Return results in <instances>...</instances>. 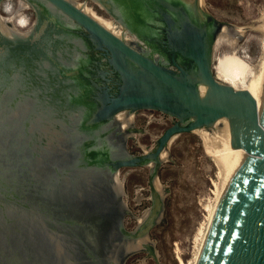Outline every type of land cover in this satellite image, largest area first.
<instances>
[{"label": "water", "instance_id": "1", "mask_svg": "<svg viewBox=\"0 0 264 264\" xmlns=\"http://www.w3.org/2000/svg\"><path fill=\"white\" fill-rule=\"evenodd\" d=\"M134 1L137 0H115L129 27L117 21L121 36L118 38L68 0H0V264H94L91 255L80 245V241L84 246L88 244L92 230L85 226L84 218L75 219V204L66 207L68 219L60 236L52 229L45 234L34 217L32 221L36 223L16 217L10 207L13 195H25L28 191L27 178L20 179L19 173L25 171L20 153L30 151V143L25 135L27 129L22 126L25 118L14 121L9 106L14 103V97L18 98L16 104H20L25 95H35L36 91V87L28 89L24 84L14 90L13 83H24L29 78L28 71L36 73L39 66L46 64L32 65V62L42 57L48 43L57 47L69 37L70 30L61 16L66 24L71 25L69 19L80 27V35L95 44L94 50L109 55L108 62L122 83L117 95L107 94L106 88L103 99L94 100L100 108L87 125L110 121L121 111L117 119L122 122V129H129V135L133 136L143 130L130 129L132 111L154 110L176 119L157 139L150 154L104 164L114 173L111 172L115 190H120L117 175L121 168H135L145 161H153L155 176H151L154 188L151 211L142 217H133L121 205V222L127 214V218L138 220V227L135 233H123L121 227L119 249L117 252L111 249L101 264H124L127 256L138 251L147 252L158 263L159 255L147 232L163 221V200L170 191L160 183L157 169L165 160L173 162L169 153L172 140L192 132L201 138L203 151L208 156L207 148L214 153L235 148L244 151L215 213L197 264H264V65L253 88V97L244 88L213 76L220 47L237 50L248 32L264 34V16L243 25H231L206 13L208 20L216 23L215 30L210 33L206 25L191 24L197 32L186 38L178 35V44L171 49L168 64L157 58L158 51L146 42L148 37L142 38L150 35V31L141 32L137 25L139 18L126 13L127 4ZM186 1L193 3L194 0ZM96 5L108 12L111 10L106 0ZM164 5L178 12L177 8ZM198 5L207 12L204 0H198ZM132 33L145 45L146 53L135 50L123 39ZM178 55L186 61L179 62ZM82 61L79 57L75 64L82 65ZM62 72L78 74L75 69H62ZM93 86L97 85L93 83ZM74 87L80 96L85 93L81 84ZM48 137L52 139L53 135ZM97 138L88 140L85 147H92ZM99 138L103 139L104 135ZM88 158L94 160L95 154L91 153ZM150 187L152 190L151 183ZM81 195L82 191L78 200L82 199ZM77 203L78 214L82 215L84 206L80 201ZM45 208L49 216L64 217L57 205ZM75 248L80 249L77 254Z\"/></svg>", "mask_w": 264, "mask_h": 264}, {"label": "flooded vegetation", "instance_id": "2", "mask_svg": "<svg viewBox=\"0 0 264 264\" xmlns=\"http://www.w3.org/2000/svg\"><path fill=\"white\" fill-rule=\"evenodd\" d=\"M90 1L97 7L96 2L102 3V0ZM106 2L111 6L110 14L129 29L120 5L115 0H106ZM164 3L177 8L178 12L169 10ZM127 5L126 13L132 18L134 15L139 18L137 24L139 30L151 33L142 35V38L147 36L146 42L152 44L158 51L157 58H161L162 62L168 61V64L171 59L170 51L178 44V35L182 34L186 38L193 34L191 24L198 27L206 25L210 33L215 30L216 23L214 20H208L207 12L199 7L198 0H194L193 3H187L186 0H137ZM103 11L107 14V10ZM61 18L63 24L70 30L69 37L57 47H52L48 43L42 57L32 62V65L35 62L46 64L38 67L37 74L28 71L26 74L29 78L24 79V83L23 81L19 85L13 83L14 90L24 84L28 89L36 87V91L35 95H25L20 104H16L18 98L14 97V103L9 106L14 121L16 118L17 121L20 117L25 118L22 126L27 129L25 135L30 143V151L20 153L21 159L25 162V171L19 173L20 179L26 176L25 188L28 191L25 195H13V199L10 200L13 205L10 207L13 208L12 213L16 217L27 218L31 223L34 217L45 234L48 235V230L52 229V232L55 231L60 236L63 235V223L68 219L65 215V210L68 211L66 207L75 204V219L84 218L85 226L91 227L92 230L88 235V244L84 246L80 241V245L88 255H91V262L101 264L102 259L111 249H115L116 252L119 249L123 234L121 227L125 228L124 217L128 214L121 222L120 207L126 206L124 196L122 197L120 190L114 189L112 169L104 164L140 157L147 153L142 151L133 154V147L127 144V140L132 139L129 129L124 131L122 122L117 119L121 111L110 121L93 126L87 125L95 110L100 108L94 100L103 99L106 88L107 94L117 95L122 83L119 74L108 62L109 55L104 51L94 50L95 44L80 35V27L69 19L67 21L71 25L66 24L62 16ZM128 43L139 52H147L145 45L138 40ZM79 57L83 59L82 65L75 64ZM178 59L179 62L186 61L179 55ZM29 67L32 69L31 65ZM62 69H75L78 74L67 75ZM93 83L97 86H93ZM75 84H81L85 93L80 96V91L75 90ZM123 111L128 113L132 110ZM139 111L144 109L134 111L130 125V129L138 132L141 130L135 126V123ZM89 128H92V131L88 132ZM49 134L53 135L52 139H49ZM102 135L104 138L100 139L99 136ZM96 137L98 138L95 144L86 148L85 143ZM154 149L155 146L150 153ZM91 153L95 154L94 160L88 158ZM121 169L117 176L120 174L123 179ZM149 170L150 187L153 169L149 168ZM123 181L125 182V179ZM81 191L82 199L78 200ZM79 201L84 206L82 215H79V209H76ZM53 205L59 206L64 217L57 219L49 216L45 207ZM78 233L80 235V230ZM81 238L85 240L84 237ZM78 250L80 251L75 248V254L79 252Z\"/></svg>", "mask_w": 264, "mask_h": 264}, {"label": "rangeland", "instance_id": "3", "mask_svg": "<svg viewBox=\"0 0 264 264\" xmlns=\"http://www.w3.org/2000/svg\"><path fill=\"white\" fill-rule=\"evenodd\" d=\"M77 1L86 2L89 8L104 18L116 20L110 12L104 13L103 9L88 0ZM204 4L210 16L231 25H243L264 16V0H204ZM238 51H242L240 54L247 57L248 65L258 71L264 56V34L248 32ZM227 52V48L222 46L217 59ZM213 76L218 77L214 71ZM175 121V118L158 111H139L135 126L143 132L127 140V144L133 147V154L142 153L144 146L153 148L155 141ZM169 153L173 162L166 160L157 169V177L170 191L163 200V221L148 231L159 255L158 263L153 256L140 251L127 256L124 264H181L180 260L184 264H192L207 234L211 223L210 212L219 203L225 182L222 168L211 151L209 156L204 153L202 140L194 133L176 136L170 144ZM120 172L125 179L123 198L128 216L140 217L152 204L148 185L150 170L140 166L123 168ZM124 226L125 231L132 232L137 223L126 215Z\"/></svg>", "mask_w": 264, "mask_h": 264}, {"label": "bare ground", "instance_id": "4", "mask_svg": "<svg viewBox=\"0 0 264 264\" xmlns=\"http://www.w3.org/2000/svg\"><path fill=\"white\" fill-rule=\"evenodd\" d=\"M68 1L73 3L77 8H79L84 13L89 15L95 21H97L100 24H102L103 27L105 29H107L109 32H111L112 34H114L118 38H121L120 32H119V28H118V24H117V20H114L113 18L107 19V18H104L103 16L98 15L92 8L88 7V4L86 2L80 3L77 0H68ZM99 8L103 9L101 7H99ZM123 39L125 41H127V42H135L137 40L136 33H132V34L124 37ZM142 45H144V44H142ZM262 45H263V43H262ZM225 47L228 50L227 54H224L222 57H220V58H218L216 60L215 67L213 69L215 74L218 76L216 79H220L221 81H224V82L229 83L231 85L244 88L245 91L249 92L251 94V96L253 97V88L256 86L257 81H258L259 76H260V73H261V70L263 68L264 56L262 58L263 60L261 61L262 64L260 65V67H259V69L257 71V70L251 68L248 65V62L246 60L247 57L246 56H242V54H240V53H242V51L239 52L238 49L237 50H232V49L228 48L227 46H225ZM243 52H244V49H243ZM134 113L135 112L132 111V119L134 117ZM201 128H204V127H201ZM207 128L210 129L212 133H215L213 128H211V127H207ZM139 134H136V135H133V136H130V137L136 138V136H139ZM142 148H143V152L147 153V154H149L150 150L152 149V147L149 148V147H145V146L142 147ZM207 149H209V151H211L214 154V156L216 157V158L215 157L214 158L219 162V164H220V166L222 168V171L224 173V177H225L224 179L225 180L224 179L223 180L225 182H224V186H223L220 198H219V203L217 204L215 210L210 212L211 223L209 222L210 226H209V228L207 230V234L203 238V240H202L203 242H201L202 246H200L199 251H198V253L196 255V258H195V260L193 261L192 264H197V262H198V260L200 258V255H201L203 247L205 245V241H206L209 229L211 227L212 221L214 219L215 213H216V211L218 209V206H219V204L221 202V199H222V197H223V195H224V193L226 191V188H227V186H228V184H229V182H230V180H231V178H232V176H233V174H234V172H235V170H236V168H237V166H238V164H239V162H240V160H241V158L243 156V153H244V151L242 149H240V148L226 149V150H224L222 152H218V153H214L211 148H207ZM209 151H208V153H209ZM144 164H145V166L147 168H154L155 167L153 161H145ZM151 176H155V172H152ZM150 180H151V178H150ZM150 182H151V186L153 188L152 181H150ZM160 183H161V181H160ZM119 188H120V191H121V194H122V197H123L125 195V191H124L123 180L120 177V174H119ZM150 189H151V187H150ZM153 193H154V188L151 190V197H150L151 198V202L153 200ZM140 198L137 199V201H139ZM151 207H152V204H151ZM151 207L148 210H146L140 217L144 216L146 213L151 211ZM135 221L137 223L136 227H138V220H135ZM123 233H133V232L125 231V229L123 227ZM134 233H135V230H134ZM138 252H140V251H138ZM148 255H150V254H148ZM180 263L184 264L181 260H180Z\"/></svg>", "mask_w": 264, "mask_h": 264}]
</instances>
